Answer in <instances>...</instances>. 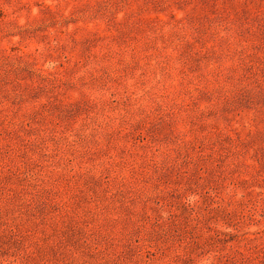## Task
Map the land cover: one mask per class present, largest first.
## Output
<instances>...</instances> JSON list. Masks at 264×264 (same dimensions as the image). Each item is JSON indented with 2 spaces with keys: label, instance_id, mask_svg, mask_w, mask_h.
Instances as JSON below:
<instances>
[{
  "label": "rangeland",
  "instance_id": "1",
  "mask_svg": "<svg viewBox=\"0 0 264 264\" xmlns=\"http://www.w3.org/2000/svg\"><path fill=\"white\" fill-rule=\"evenodd\" d=\"M0 264H264V0H0Z\"/></svg>",
  "mask_w": 264,
  "mask_h": 264
}]
</instances>
